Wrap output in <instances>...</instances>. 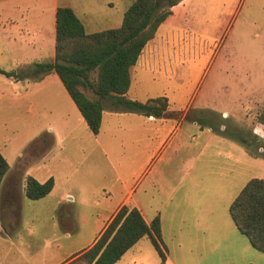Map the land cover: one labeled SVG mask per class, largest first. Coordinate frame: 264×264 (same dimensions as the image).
Returning <instances> with one entry per match:
<instances>
[{"label": "crops", "instance_id": "1", "mask_svg": "<svg viewBox=\"0 0 264 264\" xmlns=\"http://www.w3.org/2000/svg\"><path fill=\"white\" fill-rule=\"evenodd\" d=\"M130 3L0 0V70L26 69L33 72L29 75H36L25 67L54 61L59 7L72 9L85 32L92 34L118 28ZM182 6L180 2L171 8L170 16L130 69L125 94L141 103L165 97L167 107L160 117L113 110L106 104L99 132L94 135L55 73L44 74L33 83L0 75V95L24 97L35 86L56 90L49 96L65 105L57 117L62 129L49 127L51 145L44 150L63 153L69 170L60 178L51 175L37 180L53 179L52 191L37 201L49 199L52 235L59 228L62 238L70 242L64 257L53 264H69L92 247L124 205L137 208L147 224L159 218L165 260L161 262L144 237L115 264H264V253L251 246L228 211L250 179H264V158L250 155L225 137V125L219 122L231 116L238 130L264 142V126L247 113L239 120L235 110L264 103V37L262 45L255 48L257 56L240 47L235 62L224 47L223 28L211 37L191 29L193 36L187 42L192 51L188 52L178 47L186 30L181 27L185 18ZM235 15L236 11L229 14L230 22ZM204 58L206 65L200 63L193 87L186 90L184 83L174 82L178 65L186 59L201 62ZM85 162L89 163L86 176L92 178L89 183L74 179ZM8 172L0 184V260L4 248H15L17 264H34L39 261L41 247L25 256L18 249L23 245L13 242L19 239L17 234L30 236L32 229L20 226L24 181L15 185ZM100 178L96 184L94 180ZM101 203L109 207L98 208ZM93 207L88 215V208ZM87 227L90 231L84 238ZM52 243L50 255L56 260L58 245L55 239Z\"/></svg>", "mask_w": 264, "mask_h": 264}, {"label": "trees", "instance_id": "2", "mask_svg": "<svg viewBox=\"0 0 264 264\" xmlns=\"http://www.w3.org/2000/svg\"><path fill=\"white\" fill-rule=\"evenodd\" d=\"M118 28L87 34L72 9L56 11L55 58L52 62L35 63L33 70L41 77L53 72L78 109L92 134L99 132L102 111L110 109L143 116L160 117L167 99L159 97L145 103L130 100L125 94L130 86V69L136 64L146 45L154 38L158 27L170 16L171 8L182 0H130ZM95 81H90L91 73ZM0 75L21 78L14 71ZM90 90L94 99L86 96ZM264 126V103L254 117ZM201 125H205L201 123ZM225 137L246 148L250 155L264 158V142L251 133L224 128ZM262 149L259 152V149ZM9 165L0 153V184ZM53 188V179L43 183L27 176L24 195L37 201ZM229 215L237 229L247 237L257 251L264 253V179H250L229 206ZM148 238L161 262L165 260L160 243V220L147 224L135 207L122 206L98 237L79 259L83 264H115L126 251L142 238Z\"/></svg>", "mask_w": 264, "mask_h": 264}, {"label": "rangeland", "instance_id": "3", "mask_svg": "<svg viewBox=\"0 0 264 264\" xmlns=\"http://www.w3.org/2000/svg\"><path fill=\"white\" fill-rule=\"evenodd\" d=\"M180 2L183 4L181 9L184 10L185 16L181 27L186 28V30L182 31L183 36L182 40L179 39L178 47L181 48L183 46L188 52L192 51V44L187 42L193 36L191 29L211 37L212 33H220L223 28L221 31L224 38V47H228L227 55H231L235 62L238 61L237 57L241 52L239 50L240 47L257 56L258 52L255 48L262 45L261 40L264 37V0H182ZM235 11L236 15L230 22L231 17L229 14L231 12L233 14ZM224 54L226 53L224 52ZM200 63L201 66L206 65L205 58L201 62H193L186 59L183 65L176 67L177 74L174 76V82L184 83L186 90L193 87L197 81ZM25 68L33 69V66ZM20 76L22 77L14 79L26 80L30 83L41 80V77L37 75L20 74ZM89 79L90 81H95L96 73H91ZM39 89L32 86L24 97H17L14 94L0 95V153L7 161L9 176L13 178L14 184H17V186L23 183L27 176H31L38 181H44L51 175H56V177L60 178L61 174L69 170V164L66 162L63 153L57 155L52 150L49 153L44 150V148H47L48 143L51 145L49 127L52 130L54 128L62 129V124L57 121V117L64 110L65 105L60 100L49 96V93H53L56 90L50 92L47 91L49 89ZM182 93L184 94V92ZM186 93L188 94V92ZM85 94L90 99L95 98L90 90H86ZM251 106L248 109L235 108L236 111H239V120L245 119L242 117L245 113L254 118L263 104L258 103L256 107ZM219 122L230 130L239 129L236 123L232 121L231 116L228 118L223 117ZM237 124L240 125L239 122ZM248 127L250 129L251 125H248ZM65 149L64 153L66 152ZM87 165L89 163L85 162L81 167H78L74 174V179L87 183L91 181L92 178L86 176ZM101 180L100 178L99 180H94V182L100 184ZM51 205L52 203L49 202V199L31 201L25 197L23 198V217L20 226L25 229L30 228L32 231L30 236L17 234L16 236L19 239L13 242L23 245L18 249L23 250L20 253L25 256H31L33 248L41 247L42 251L40 252L39 261L34 260V264H53L55 261H60L70 244L69 241L62 238L59 228H57L55 236L52 235ZM103 205L101 203L98 208L109 207L108 204ZM88 209V215H90L94 211V207ZM83 231L85 232L84 238H86L88 235L86 232L88 233L90 230L87 227ZM54 239L58 245V250L55 249L56 260L50 255L54 250L52 243ZM49 242H51L50 245H48ZM2 254L4 257L2 256L3 259L0 260V264H17L18 254L15 248L13 250H5L4 248ZM79 257L69 264H83ZM23 264L26 263L24 262Z\"/></svg>", "mask_w": 264, "mask_h": 264}, {"label": "water", "instance_id": "4", "mask_svg": "<svg viewBox=\"0 0 264 264\" xmlns=\"http://www.w3.org/2000/svg\"><path fill=\"white\" fill-rule=\"evenodd\" d=\"M16 75H29V74H32L33 72L31 70H26V69H17L15 71Z\"/></svg>", "mask_w": 264, "mask_h": 264}]
</instances>
